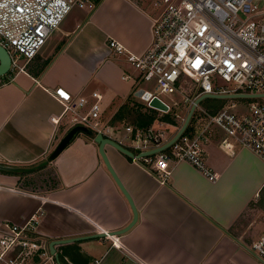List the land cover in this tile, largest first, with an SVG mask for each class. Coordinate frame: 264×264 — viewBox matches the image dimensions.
Returning <instances> with one entry per match:
<instances>
[{
    "label": "crops",
    "instance_id": "crops-1",
    "mask_svg": "<svg viewBox=\"0 0 264 264\" xmlns=\"http://www.w3.org/2000/svg\"><path fill=\"white\" fill-rule=\"evenodd\" d=\"M149 15L135 0H98L92 11L75 8L38 54L22 61L24 71L0 77V164L7 167L0 169V227L23 225L40 210L38 235L49 247L56 242L75 264H263L248 248L264 231L263 221L248 235L233 229L249 206L263 213L264 161L239 145L227 155L218 147V132L203 146L216 181L180 161L161 182L150 167L106 143L103 151L119 185L93 131L78 132L48 159L74 126L71 117L86 112L79 108L52 123L63 109L55 89L72 95L99 91L107 124L130 98L145 102L133 82L121 78L134 70L112 54L108 41L141 53L150 42ZM118 138L129 146L124 132ZM133 209L134 223L118 234L125 250L97 236L98 227L114 234L124 229ZM73 238L79 239L57 242Z\"/></svg>",
    "mask_w": 264,
    "mask_h": 264
},
{
    "label": "built area",
    "instance_id": "built-area-1",
    "mask_svg": "<svg viewBox=\"0 0 264 264\" xmlns=\"http://www.w3.org/2000/svg\"><path fill=\"white\" fill-rule=\"evenodd\" d=\"M97 1L0 0V46L10 56L8 73L24 71V63L38 54L73 9L92 11ZM156 4L159 9L157 14L149 15L150 42L144 51L135 54L114 39L108 41L112 54L123 56L134 70L123 72L121 78L131 80L135 91L141 89L150 93V99H160L168 110L152 108L149 100H144L147 107L161 114L170 113V104L159 94L174 92L184 97L189 110L204 94L241 93L257 96L235 99L264 98V0H158ZM141 81L154 82L156 93L138 88ZM4 82L0 79V85ZM54 94L63 109L59 117L51 118L52 123L57 125L63 116L86 107L85 113L71 117L73 125L85 126L118 143L122 127L124 138L129 141L127 148L138 152L165 145L181 127L160 117L144 129L130 124H107L102 120L103 95L99 91L72 95L57 88ZM234 106L231 101L210 113L196 104L185 130L167 147L132 159L150 167L161 182L167 180L173 165L180 161L216 181L219 175L206 163L203 146L218 132V147L227 155L234 154L239 145L264 161V104L252 101L243 113L230 110ZM187 127L190 128L186 132ZM41 214L42 211H36L23 225L1 224L0 264H75L61 247L52 245L51 250L38 235ZM97 232L109 246L125 250L118 234L100 227ZM248 248L264 264V231ZM88 264H99V259Z\"/></svg>",
    "mask_w": 264,
    "mask_h": 264
},
{
    "label": "rangeland",
    "instance_id": "rangeland-1",
    "mask_svg": "<svg viewBox=\"0 0 264 264\" xmlns=\"http://www.w3.org/2000/svg\"><path fill=\"white\" fill-rule=\"evenodd\" d=\"M135 1L142 8H144L149 14H152V15L157 14L159 7L156 4V2L158 0H135ZM219 82L223 83V81H221V80H219ZM137 87L146 89L152 93H156L155 84L152 81H141V82H139ZM159 95L164 101H166L167 103L170 104V106L172 108L170 111V116L175 117L176 125H178V126L182 125V123L184 122V120L187 116V113L189 111V109L187 108L188 104L186 102H184V97L181 96L177 92L169 93V94H159ZM138 101H141V100H135V97L130 98L128 101H126L129 105V107L131 108V111H130L129 115L126 116V119L122 123H116L115 124L116 126L121 127L124 124L134 125L132 123V120H133L134 116L136 115V112L138 110L147 111L144 108V107H146L145 102L140 103ZM231 101L235 104V106L233 109H230V110L235 111L237 113H243V112L247 111L249 103L252 101H257V102L264 104V98H261V99H235V98H231L229 100L223 99L222 103H225L224 104V106H225L227 103L230 104ZM173 102H176L177 105L176 106L173 105ZM199 105L202 108H204L206 111L211 113L212 110L217 108L218 101L215 100L214 98H208L202 102L200 101ZM142 106H143V108H142ZM174 113H177L180 117L179 118L176 117ZM158 117H160L162 120H164L163 114H161L160 112L157 111L156 118H158ZM171 130L172 129H170L169 131H171ZM121 132H124V130L121 129ZM134 152L137 153L138 151L134 150ZM38 173H40V171ZM263 201H264V198H262L261 203H263ZM261 221H263V227L262 228H264V209H263V213H262L258 206H256V205L249 206L248 209L244 212L243 216L240 218V220L236 223V226L233 229V231H235L238 234H244L245 233V235H248L250 230L252 232V230H256L261 226Z\"/></svg>",
    "mask_w": 264,
    "mask_h": 264
},
{
    "label": "water",
    "instance_id": "water-1",
    "mask_svg": "<svg viewBox=\"0 0 264 264\" xmlns=\"http://www.w3.org/2000/svg\"><path fill=\"white\" fill-rule=\"evenodd\" d=\"M10 63H11V60H10V56H9L8 52L4 48H2L0 46V77L5 76L9 72ZM135 95L137 97L142 98L145 101L149 100V105L152 108H155V109L161 110V111H167L168 110V106L164 102H162L160 99H158L157 97H152L150 99V93H148V92H144L143 90L139 89V90L136 91ZM256 96H257L256 94H241V93H238V94H224V95L204 94V95L198 97L195 100L194 104L190 107V110L188 111L187 116H186L183 124L179 128V130L176 133L175 137L170 142H168L165 145L160 146V147H158L156 149H152L150 151H146V152L140 153L138 155H135L130 149H128L124 145H122V144H120V143H118V142H116L114 140H111V139L105 137L101 133H96L94 139L99 144V153H100L103 161L105 162V164L108 167L109 171L112 173V175L116 179V177H115L114 173L112 172V170L110 168V165H109V163H108V161L106 159V156L104 154V151H103V145L104 144L109 143L111 145H114L119 151H121L122 153H124L125 155H127V156H129L131 158L134 157V156L150 155V154H153V153H155L157 151H160L161 149L167 147L174 139H176L185 130V128L188 125V122H189V120H190V118L192 116V113L194 111V108H195L196 104H199L202 99H204V98L231 99V98H240V97L252 98V97H256ZM80 131L86 132V133H92V130H90L89 128H87L85 126L74 125L59 140V142L57 143L55 148L50 153L48 159L51 160V159L55 158L65 148V146L68 143H70V141L74 138V136ZM0 169L4 170V169H7V167H5L4 165L0 164ZM116 181H117V179H116ZM117 183H118V181H117ZM123 192L126 195V197L128 198V196H127V194L125 193L124 190H123ZM133 212H134V216H133L132 221L124 229H121L120 231H117L116 234H120V233L126 231L134 223V221L136 219V211L133 209ZM97 236H99V235H97ZM78 239L79 238H73V239L62 240V241H57V242H60V243L64 242L65 243V242H69V241H75V240H78ZM54 243H56V242H53L50 245L51 250H53L52 249V245H54Z\"/></svg>",
    "mask_w": 264,
    "mask_h": 264
},
{
    "label": "trees",
    "instance_id": "trees-1",
    "mask_svg": "<svg viewBox=\"0 0 264 264\" xmlns=\"http://www.w3.org/2000/svg\"><path fill=\"white\" fill-rule=\"evenodd\" d=\"M206 99H208V98L202 99L201 102L206 100ZM214 99L218 101V106H217V108L212 110L211 113L216 112L218 109L222 108L225 104V103H222V101H223L222 98H214ZM142 108H143V106H142ZM144 108L147 111L138 110L136 112V115L134 116V118L132 120V123L134 124V126L137 128H141V129L148 127L152 123V121L156 118V113H157V110L149 108V107H147V105ZM130 111H131V108L129 107L127 102L125 104L121 105L118 108V110L114 113L112 118L110 119V121H109L110 124L115 125L116 123H122L126 119V116L129 115ZM163 119L166 121H169L171 123H175V120L173 119V117L170 116V113L163 114ZM189 128L190 127H187L186 132L189 131ZM39 167H41V166H39ZM31 168L33 169L35 167H31ZM13 170H14L13 172H16L17 169L14 168ZM13 172L11 171V173H13Z\"/></svg>",
    "mask_w": 264,
    "mask_h": 264
}]
</instances>
